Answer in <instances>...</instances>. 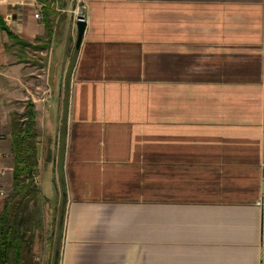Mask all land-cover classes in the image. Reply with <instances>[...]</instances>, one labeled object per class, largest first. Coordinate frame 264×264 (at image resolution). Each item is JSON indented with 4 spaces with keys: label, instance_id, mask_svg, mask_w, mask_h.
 <instances>
[{
    "label": "crops",
    "instance_id": "0c3cea01",
    "mask_svg": "<svg viewBox=\"0 0 264 264\" xmlns=\"http://www.w3.org/2000/svg\"><path fill=\"white\" fill-rule=\"evenodd\" d=\"M83 3L59 264H264V0ZM76 10L0 0V94L21 66L8 32L46 42L30 104L51 214Z\"/></svg>",
    "mask_w": 264,
    "mask_h": 264
},
{
    "label": "rangeland",
    "instance_id": "374dc122",
    "mask_svg": "<svg viewBox=\"0 0 264 264\" xmlns=\"http://www.w3.org/2000/svg\"><path fill=\"white\" fill-rule=\"evenodd\" d=\"M57 3L60 7L77 8L74 12L76 22L77 16L86 17L83 9V0H47L46 7L55 9ZM45 44V39H43L35 41V45L31 44V47L15 46L13 44L8 48V51L13 54L16 61L20 62L21 66H18L19 70L15 76L14 82L16 85L13 86V91L9 94L6 90L0 94V135L3 136L0 146L8 154V157H5L0 162V167L8 171L5 180L8 185V193L6 199L0 203V213L4 211L9 203H22L21 211L26 213V216H29L30 222L32 221V224H34L28 234V236H34L31 253L32 264H53L59 223L60 200L54 209V213L51 214L49 207L53 208L52 204H47V200L39 189L41 181L39 175H37L38 179L36 182L39 190L37 197H30L25 192L13 197L16 195V190L13 188V176L10 171L14 167V156L13 148L12 152L9 149L11 144L13 147L11 137L13 121L20 120L23 114L30 108L31 98L40 97V92L47 87L42 70L44 67L42 60H45V57L41 51ZM5 84L7 85V82ZM38 169L36 168V173H39ZM46 176L47 174L44 176V186L47 183Z\"/></svg>",
    "mask_w": 264,
    "mask_h": 264
},
{
    "label": "trees",
    "instance_id": "16d2710c",
    "mask_svg": "<svg viewBox=\"0 0 264 264\" xmlns=\"http://www.w3.org/2000/svg\"><path fill=\"white\" fill-rule=\"evenodd\" d=\"M43 2L46 4L47 0ZM8 33L20 46H32L14 36L12 32ZM35 118L34 106L30 104V108L21 117L22 120L13 121L14 167L10 171L13 176V188L16 190V195L13 197L24 192L30 197H37L39 194L35 181V170L38 166V134L35 130ZM21 204V202L9 203L0 213V264H32L34 236L28 234L34 224L30 222L29 216L21 211Z\"/></svg>",
    "mask_w": 264,
    "mask_h": 264
},
{
    "label": "water",
    "instance_id": "95a60500",
    "mask_svg": "<svg viewBox=\"0 0 264 264\" xmlns=\"http://www.w3.org/2000/svg\"><path fill=\"white\" fill-rule=\"evenodd\" d=\"M86 28H87V22L85 21V18L83 16H79L77 20V39L75 42L73 54L69 62L68 70L65 76V93H64V101H63V110H62V124L60 131L58 157H57V174L60 181L62 199L60 204L58 232L55 243L53 264H59L61 241H62V234L64 228L65 210L67 204V193L65 188V176H64V161H65L66 137H67V127H68V116H69L70 87H71L72 75L77 64V60L81 50Z\"/></svg>",
    "mask_w": 264,
    "mask_h": 264
},
{
    "label": "built area",
    "instance_id": "2783aa9c",
    "mask_svg": "<svg viewBox=\"0 0 264 264\" xmlns=\"http://www.w3.org/2000/svg\"><path fill=\"white\" fill-rule=\"evenodd\" d=\"M78 17L79 16H77V20H78ZM36 18H38V19L42 18V14L41 13L36 14ZM0 139H1V137H0ZM4 158H5L4 154L0 151V162L2 160H4ZM7 175H8V171L5 168L0 167V203L2 201H4L7 197L8 185L5 182ZM37 179H38V177H37V175H35V181L36 182H37Z\"/></svg>",
    "mask_w": 264,
    "mask_h": 264
}]
</instances>
